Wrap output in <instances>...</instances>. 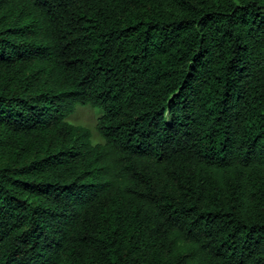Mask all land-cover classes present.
<instances>
[{"label":"trees","instance_id":"16d2710c","mask_svg":"<svg viewBox=\"0 0 264 264\" xmlns=\"http://www.w3.org/2000/svg\"><path fill=\"white\" fill-rule=\"evenodd\" d=\"M0 264H264V0H0Z\"/></svg>","mask_w":264,"mask_h":264},{"label":"rangeland","instance_id":"374dc122","mask_svg":"<svg viewBox=\"0 0 264 264\" xmlns=\"http://www.w3.org/2000/svg\"><path fill=\"white\" fill-rule=\"evenodd\" d=\"M103 112L99 109L90 106H78L75 113L68 119V121L76 126H83L91 131L92 143L94 145L103 144L104 139L97 132V123Z\"/></svg>","mask_w":264,"mask_h":264}]
</instances>
